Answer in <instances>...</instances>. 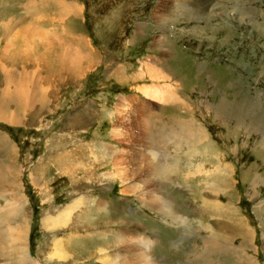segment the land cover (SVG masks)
I'll return each mask as SVG.
<instances>
[{
	"label": "rangeland",
	"instance_id": "1",
	"mask_svg": "<svg viewBox=\"0 0 264 264\" xmlns=\"http://www.w3.org/2000/svg\"><path fill=\"white\" fill-rule=\"evenodd\" d=\"M0 15L16 20L6 35L0 17V103L20 116L0 118V169L12 175L0 179V264H102L100 247L108 264H199L223 221L207 206L218 201L239 210L264 264V0H0ZM148 66L166 80L154 86ZM17 88L25 104L5 99ZM190 120L207 138L185 160L165 141ZM154 153L170 159L162 182ZM153 197L190 222L169 220ZM231 250L211 264H231Z\"/></svg>",
	"mask_w": 264,
	"mask_h": 264
},
{
	"label": "bare ground",
	"instance_id": "2",
	"mask_svg": "<svg viewBox=\"0 0 264 264\" xmlns=\"http://www.w3.org/2000/svg\"><path fill=\"white\" fill-rule=\"evenodd\" d=\"M8 8H7V11H8ZM66 10L69 11V14L72 13V11H76L74 5H72V4L70 5V9L66 8ZM0 17H1V15H0ZM10 20L13 21V19H10ZM22 28H24V27H22ZM29 30L34 32L33 35H35V36H37L39 33L37 30H35L33 28L29 29L27 27H26V29H23V32L26 33V32H29ZM20 32H22V29L20 30ZM41 36H42V33H41ZM43 38H45V36ZM146 69L149 72V78L151 79V81L154 82V86L160 84L161 83L160 80L165 79V77L160 76L159 71H154V73H153L152 67L148 66ZM18 88L13 93L11 92V94L5 96V99H10V101H9L10 103H15L16 98H17V100H19L22 104H25V101H26L25 98H26L27 92L25 93L24 90L18 89ZM157 88L158 87H156L155 90H157ZM143 89H145V88H143ZM155 93H156V95H158L160 93V96H161V89L159 88L157 91H155ZM165 97H166L165 101L167 99H171L170 96H165ZM0 112H1L0 118L1 119L4 118L5 120H8L10 122L17 121L20 117V116L15 117V116H12L10 113H8L9 110L4 103H0ZM215 113L220 118L225 116V110L220 105H217V107L215 108ZM172 124H173V126L171 127V129H173V128L174 129L170 131V136H174L175 138L167 136V138H166L167 140L165 142L176 145V148L178 149L177 152L184 154V156H181V159H182V157H184L185 160H190V158H192L198 152V147H200L202 145H206L205 140H204L206 135L203 134L204 132L202 131L201 126H197L195 121L192 122L190 120V122H180V123H176L175 125L173 122ZM153 127H154L153 124H149L146 127V129H148V132H149L150 129H154ZM156 133H157V131H156ZM153 134L154 133H152V132L146 133L147 137L145 135L142 136L143 137L142 140H144V139L149 140ZM3 140L6 141V139H4V138H3ZM2 143L5 145V142L2 141V142H0L1 147H3ZM165 146H166V144H164V146H163L164 150H165ZM157 147L162 148V144H158ZM208 148H209L208 146L204 147L205 150ZM153 155L155 157H157V160L159 158L162 159V161H156V162L153 161L151 163L152 166H150V169L152 170L153 174L156 175L160 179V182H162L163 180L169 178V173L167 172V170L165 168L164 161L170 160V159L167 157L164 158L161 155L155 154V153ZM174 158H175V160H173V161H175L174 162V163H176L175 167H177V163L180 160L178 158H180V157L176 158V156H174ZM217 158L221 159V155L217 156ZM218 168H222V165H219ZM6 170H8V168H6ZM6 170L3 167L0 169V171H2V172H0V179H2L3 181H5V180L8 181V179L10 177H12V175L10 176V173H9L10 171L7 173ZM147 175H149V173ZM206 177H204V178H206ZM221 177H222L221 174L215 175L214 177H210V181L215 180V179H218V180L222 179ZM7 181H5V183ZM154 182H156V181H154ZM227 182H225V186L223 184L221 185L222 188L219 191H216V194H218L217 197H221L222 195H223V197H225L227 195V193H228V190L226 189V187H227L226 183ZM0 184H2V183L0 182ZM255 184H256V180H254V189H255ZM252 186H253V184H252ZM212 193H214V192H212ZM155 200H158V198L153 197V201H152L151 205H153L159 211H164L167 215V218L169 220H171L172 222H174L176 220H179L180 224H187L190 222V220L188 221V219L181 217V216H178L176 214V212L174 211V208H172L173 206L168 205L166 202L161 203V201L158 202ZM79 201L80 202H74V204L69 206L66 210L60 211L58 216H55L52 219L54 225H56V226L57 225H64V223L68 222L72 211H74V209H76V207H79L82 205L81 200H79ZM13 204L15 205V203H13ZM13 204L10 203V205L4 209L7 213H9V216H12V217H13V215H17V211H18L17 210L18 207L17 208L14 207ZM207 206L212 207L214 209L213 210V216L220 217V219H222L223 221H219V222L213 221V223H214L213 226L217 227V229H214L210 225L212 231L210 232V234H207L205 237H203V239H205L204 240V247H203V251L201 253V260H200L199 264H211L210 258L212 256H214L218 253H220L221 255L227 254L228 252L233 253V251L231 249H235V250L239 251V253L233 254L234 255V261H232L233 264H259L258 259L255 256L250 255V253L248 251L249 248L252 247L251 245H253V244H251V241H253L254 235H253L252 230H250V228L248 226H246L244 221H242L239 210L237 208H228L227 206H224L223 203H220L219 201L214 202L212 204H207ZM227 213H229V216L226 215ZM223 215H226L225 219H223V217H222ZM0 219H2V218H0ZM16 233L18 234V237L15 238L14 241H18L20 239L21 231H17L15 233H13L12 236H14ZM237 239L240 240V242H241V245L239 247H236V245L233 243L234 240L237 241ZM117 241H118V239H117ZM120 242H122L123 247L127 250L128 246H129V242L128 243L125 242L124 239H121ZM143 243L146 244L148 247H150L148 243H146L144 241H143ZM58 246H59V244H58ZM131 247H135V245H133ZM226 248H229V250L226 251ZM106 249H108V248L100 247V250L97 251L100 254L99 259H100V262L102 264L110 263V256H109L110 254L107 253ZM141 249H142V247H141ZM141 249H134L131 252H135V251H138ZM150 249H151V247H150ZM254 250L256 251V253H258V250L256 248H254ZM131 252H129V253H131ZM57 253L65 254V252L63 250L59 251V252L57 251ZM133 256L135 257V262H136L138 260V259H136V258H138V256H136L135 254ZM140 261H142V264H166L164 261H157V260L155 261L151 258H145V257H143ZM228 264H230V261L228 262Z\"/></svg>",
	"mask_w": 264,
	"mask_h": 264
},
{
	"label": "crops",
	"instance_id": "3",
	"mask_svg": "<svg viewBox=\"0 0 264 264\" xmlns=\"http://www.w3.org/2000/svg\"><path fill=\"white\" fill-rule=\"evenodd\" d=\"M13 1H15V0H13ZM2 17V16H1ZM3 18V21H4V24L5 25H14V24H16V23H12L13 21H15L16 22V20H14L13 18V21L12 20H10L11 18H8V19H4V17H2ZM8 20H10L9 22H7ZM10 28H11V26H9V27H4L3 28V31H4V33L6 34V35H9V33H8V30H10Z\"/></svg>",
	"mask_w": 264,
	"mask_h": 264
}]
</instances>
